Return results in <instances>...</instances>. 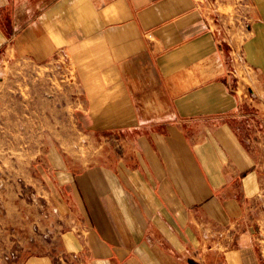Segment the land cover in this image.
Instances as JSON below:
<instances>
[{
	"label": "crops",
	"instance_id": "0c3cea01",
	"mask_svg": "<svg viewBox=\"0 0 264 264\" xmlns=\"http://www.w3.org/2000/svg\"><path fill=\"white\" fill-rule=\"evenodd\" d=\"M234 1L253 18L240 43L216 0H0V67L44 69L110 145L47 155L57 248L16 238L0 264H264V137L243 138L261 101L229 70L239 44L264 94V0Z\"/></svg>",
	"mask_w": 264,
	"mask_h": 264
},
{
	"label": "rangeland",
	"instance_id": "374dc122",
	"mask_svg": "<svg viewBox=\"0 0 264 264\" xmlns=\"http://www.w3.org/2000/svg\"><path fill=\"white\" fill-rule=\"evenodd\" d=\"M222 2L224 12L219 13L224 15V35L238 43L247 40L252 34L248 28L253 18L249 12H237L236 1L216 0V4ZM239 52L238 44L235 52H231L233 60L236 59L229 65L232 82L243 84L251 104L261 101L260 114L252 113L253 105L247 107L245 103L249 112L243 123V138L250 139L257 135L254 134L257 130L264 137V94L258 76ZM237 63L245 74L252 72L250 76L253 75L258 86L233 75ZM28 72L27 64L0 67V233L6 238L0 245L11 248L14 239L20 238L18 243L26 250L36 238L37 242L47 241L57 248L56 210L41 177L45 158L50 152L63 153L86 165L108 153L110 145L108 139L96 140L90 130L83 129L74 110L76 98L57 95L61 91L59 81H45L44 69H38L29 80Z\"/></svg>",
	"mask_w": 264,
	"mask_h": 264
}]
</instances>
